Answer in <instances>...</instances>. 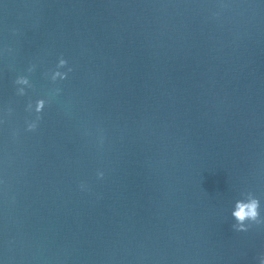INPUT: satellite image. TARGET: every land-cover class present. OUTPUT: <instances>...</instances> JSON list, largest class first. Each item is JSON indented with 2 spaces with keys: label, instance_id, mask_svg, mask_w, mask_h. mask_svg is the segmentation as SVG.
<instances>
[{
  "label": "water",
  "instance_id": "1",
  "mask_svg": "<svg viewBox=\"0 0 264 264\" xmlns=\"http://www.w3.org/2000/svg\"><path fill=\"white\" fill-rule=\"evenodd\" d=\"M247 192L264 216V0H0V261L262 264Z\"/></svg>",
  "mask_w": 264,
  "mask_h": 264
},
{
  "label": "clouds",
  "instance_id": "2",
  "mask_svg": "<svg viewBox=\"0 0 264 264\" xmlns=\"http://www.w3.org/2000/svg\"><path fill=\"white\" fill-rule=\"evenodd\" d=\"M218 15V13H217ZM38 68L37 64H31L28 68V72H34ZM73 71L72 67L69 66L68 59L60 56L57 63L49 74L48 78L50 81L57 86L56 92L58 95H62L64 89L60 86L61 82L69 79L70 73ZM15 95L18 97H28L29 89L33 87V82L30 75L18 74L12 81ZM52 103L51 99L46 95H41L36 98H29L24 104V112L27 114L23 122V129L26 132H35L40 127L41 121L44 118V114ZM9 116L15 115L16 107L9 105L5 109ZM13 136L18 134L17 130H13ZM100 143L103 144L104 137L101 134ZM97 178L102 179L105 175L103 170H97ZM80 189L87 190V185L83 182L79 185ZM262 203L260 198L252 192H247L242 199L235 201L231 215L235 220L233 228L237 232H248L253 224L264 223V216H262ZM0 264H4L0 261ZM264 264V260H262Z\"/></svg>",
  "mask_w": 264,
  "mask_h": 264
}]
</instances>
